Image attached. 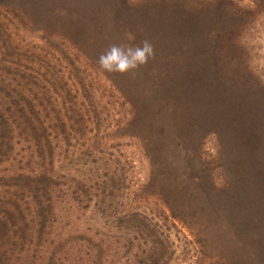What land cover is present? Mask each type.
Returning <instances> with one entry per match:
<instances>
[{
    "label": "rangeland",
    "instance_id": "374dc122",
    "mask_svg": "<svg viewBox=\"0 0 264 264\" xmlns=\"http://www.w3.org/2000/svg\"><path fill=\"white\" fill-rule=\"evenodd\" d=\"M0 264H264V0H0Z\"/></svg>",
    "mask_w": 264,
    "mask_h": 264
},
{
    "label": "clouds",
    "instance_id": "9594fccd",
    "mask_svg": "<svg viewBox=\"0 0 264 264\" xmlns=\"http://www.w3.org/2000/svg\"><path fill=\"white\" fill-rule=\"evenodd\" d=\"M154 55V46L149 40L139 45L111 44L98 57L97 64L104 72L126 74L146 65Z\"/></svg>",
    "mask_w": 264,
    "mask_h": 264
},
{
    "label": "trees",
    "instance_id": "16d2710c",
    "mask_svg": "<svg viewBox=\"0 0 264 264\" xmlns=\"http://www.w3.org/2000/svg\"><path fill=\"white\" fill-rule=\"evenodd\" d=\"M42 211H43V209H42ZM134 240H135V242L133 241V243L130 246V248H131L130 252H133V254L135 256H137L138 259L143 258L145 256V254H146L147 258H149L150 254H151L150 258H155L157 256L156 252H159V250H157L154 247H150V249H148L145 243H139V242H144L142 240V238H139V240H136V239H134Z\"/></svg>",
    "mask_w": 264,
    "mask_h": 264
}]
</instances>
